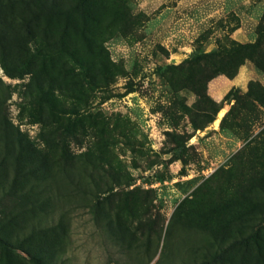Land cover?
Instances as JSON below:
<instances>
[{
	"label": "rangeland",
	"instance_id": "1",
	"mask_svg": "<svg viewBox=\"0 0 264 264\" xmlns=\"http://www.w3.org/2000/svg\"><path fill=\"white\" fill-rule=\"evenodd\" d=\"M85 4L90 47L56 17L27 28L11 9L2 27L0 123L29 149L18 164L0 130V264H204L264 215V192L236 174L264 137V106L247 96L264 72L233 60L199 101L185 77L208 64L185 59L254 42L264 0ZM58 37L94 74L57 52ZM208 264H264V226Z\"/></svg>",
	"mask_w": 264,
	"mask_h": 264
},
{
	"label": "trees",
	"instance_id": "2",
	"mask_svg": "<svg viewBox=\"0 0 264 264\" xmlns=\"http://www.w3.org/2000/svg\"><path fill=\"white\" fill-rule=\"evenodd\" d=\"M85 2L86 0H72L71 2L69 1L65 4V1L62 0H0V43L6 39L2 27L6 20L7 13L11 9H14L15 17L21 22L22 25H25L27 28H30V23L33 20H37L39 18L45 19V16L48 18L56 17L58 19H62L64 22L61 28L62 32L66 33L70 30L78 32L81 35L83 41H85L84 43L90 47L93 41V32H91L92 30L89 27L88 21L90 18L93 20V15L91 17V13L86 7ZM64 37L63 41L60 43L59 37L57 41H55V44L57 45V52L63 53L65 56L71 57L73 60H75L77 65L81 66L83 72L88 71L94 74L95 70L92 64L90 62L85 64L83 61H81V59L78 58L76 51L67 45ZM246 58L250 59L257 68L264 72V29L254 42H233L229 50L224 52H220L218 50L205 52L200 48H195L190 53L189 57L185 59V62L188 64H200L201 62L208 64L207 70H209V73L190 71L186 74L187 76L185 77L184 84L186 86L190 85V88L193 89L198 100L200 101L203 91L205 90V84L209 79L221 74L224 71V68L231 64L233 60L236 61L235 63L241 64ZM103 67H105V65H103ZM179 67L180 66H168L167 68L170 71L169 76L172 77L176 75V71ZM164 69L159 67L160 75L162 77H164L165 74V72H163ZM6 70L10 76H15L12 70ZM59 84L60 83H58V85ZM49 85V91L53 92L52 81L49 83ZM171 85L173 86V84ZM59 88L61 87L59 86ZM247 96L253 97L257 103L264 106V88L261 86L254 85L251 87ZM224 99L228 101L233 99L236 103L240 102L239 96L237 94H233L231 90L227 92V94L224 96ZM201 105L203 106V104ZM203 107H201V109ZM208 107L212 109L213 114H210L209 111H204L203 114L208 117L207 122H210L214 120V114L217 112L218 108L214 106L213 103L210 105L208 104ZM196 108L195 102L192 110ZM232 111H234V107L231 106L228 112ZM8 124L9 123L7 120L4 119V121L0 123V130L2 131L5 142L16 143L18 145V151L16 154L14 153L12 157L14 161H17L19 164L21 159H24L26 156H28V153L26 152L27 149H29V142L27 141L25 134L17 129H11ZM203 126L204 125L196 124L193 121V127L195 129L202 128ZM174 140L177 143L179 142V140L176 138ZM249 150V154L245 157V159L243 156L236 157L239 158V164H237L235 160V164H237L236 174L249 177L256 185V188L259 191L264 192V137L261 138L259 146L256 144L255 146L250 147ZM260 215L261 216L248 235L232 240L227 246L222 247L219 252L210 260L203 261L202 263L208 264L221 261L224 255L233 246L246 244L249 241L256 239L259 229L264 226V215ZM37 264L39 263L37 262Z\"/></svg>",
	"mask_w": 264,
	"mask_h": 264
}]
</instances>
